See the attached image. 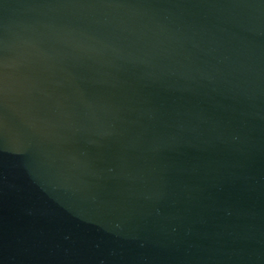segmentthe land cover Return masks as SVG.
<instances>
[{
    "label": "water",
    "instance_id": "obj_1",
    "mask_svg": "<svg viewBox=\"0 0 264 264\" xmlns=\"http://www.w3.org/2000/svg\"><path fill=\"white\" fill-rule=\"evenodd\" d=\"M0 264H264V0H0Z\"/></svg>",
    "mask_w": 264,
    "mask_h": 264
}]
</instances>
